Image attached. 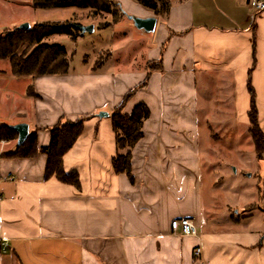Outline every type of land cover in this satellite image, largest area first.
<instances>
[{
  "label": "crops",
  "instance_id": "crops-1",
  "mask_svg": "<svg viewBox=\"0 0 264 264\" xmlns=\"http://www.w3.org/2000/svg\"><path fill=\"white\" fill-rule=\"evenodd\" d=\"M117 1L136 17H155L139 0ZM161 1L166 9L155 29L140 32L139 69L122 70L111 51L96 70L66 75L17 77L10 66L0 68V125L28 124L38 148L34 156L9 158L3 153L17 140H0V264H264L263 178L235 187L238 207L231 211L219 182L209 183L208 195L203 190L199 143L200 115L208 114L201 102L215 97L218 85L221 98H231V126L246 132L253 88L264 132V10L248 0ZM21 22L0 18V31ZM153 61L159 69L147 75ZM144 81L123 108H150L131 149V182L113 168L110 116ZM83 115V130L62 160L80 186L47 178V152L39 149L50 143L49 127ZM186 217L197 235L171 230L172 219Z\"/></svg>",
  "mask_w": 264,
  "mask_h": 264
},
{
  "label": "rangeland",
  "instance_id": "rangeland-1",
  "mask_svg": "<svg viewBox=\"0 0 264 264\" xmlns=\"http://www.w3.org/2000/svg\"><path fill=\"white\" fill-rule=\"evenodd\" d=\"M114 1L118 3L117 0ZM121 3L122 10L126 14L121 15L119 13L120 18L115 25H113L110 14L103 13L99 16L100 13L96 11L97 14L94 13L93 15V12L88 8L79 9L73 6L35 9L31 0H0V18L8 20L12 18L15 22L21 20V23L28 22L30 27L37 23L93 24L94 30L92 32H84L77 39H72L63 34H52L45 39V42L48 43L61 44L68 51L70 55L69 66L72 73L94 66L93 64L97 59L100 57L104 59L110 51L122 70L127 68L139 69L143 46L140 32L146 36H149V32L134 25L129 15H135L127 13L128 9L125 3L123 1ZM148 4L154 6V8L149 9L157 18L165 12L166 5L161 0H149ZM119 6L121 7V4ZM131 10L134 12L133 9ZM21 23H17L18 26ZM2 32L0 31V34ZM9 66L8 59H0V68L5 69ZM21 81L17 87L19 92H22L23 87ZM211 90V94L216 96L201 102V110H207L208 114L200 115L201 126H199L201 161L204 168V171L202 170L203 190L208 195L211 191L209 183L214 180L219 182L217 190L222 193V200L234 204L231 205L230 209L235 212L238 203L237 197L232 192L237 186L245 189L249 184H244L248 180L247 177L250 179L247 182L251 183L254 181L256 183L262 177L261 183H264V161L255 156L252 140L249 132L248 134L246 132V127L243 128V131H238L231 126L233 120L232 107L229 103L231 98H226V102L221 98L223 94L219 85ZM255 170L257 177L253 174ZM247 173L249 176L246 175ZM219 201L221 202V200Z\"/></svg>",
  "mask_w": 264,
  "mask_h": 264
},
{
  "label": "trees",
  "instance_id": "trees-1",
  "mask_svg": "<svg viewBox=\"0 0 264 264\" xmlns=\"http://www.w3.org/2000/svg\"><path fill=\"white\" fill-rule=\"evenodd\" d=\"M149 0H139L146 7H153L148 4ZM32 6L37 8H88L94 13L110 14L113 23H116L121 15L126 14L122 7L114 0H31ZM97 14V13H95ZM76 25V24H75ZM73 23H37L33 27L21 29L18 26L9 28L0 34V59H8L13 75L17 77H38L39 75H66L70 70V55L59 43H48L45 39L52 34L67 35L72 39L80 36V31ZM100 28V26H98ZM103 58L97 59L93 68L102 66ZM159 62L147 63V75L155 69H159ZM146 81L138 86L126 91L122 101L114 107L111 113V122L116 136L117 153L113 157V168L117 173H125L126 176L134 181L132 175V148L142 138V126L146 118L150 115V108L140 102L136 104L130 113H123V108L127 100L131 98L140 85H145ZM250 91V109L247 113L249 117V132L254 146L255 156L263 158L264 154V132L261 131L257 117L255 103V93L253 88L248 85ZM28 94L32 93V86L27 88ZM88 115L80 116L74 120H64L60 118L55 125L49 127L50 143L39 150L47 152V162L45 176H55L62 182L80 186L78 174L76 172L67 173L62 166L63 156L70 149L83 130L84 120ZM17 138V131L13 126L0 125V140H12ZM36 133L31 132L26 136V140L17 144L15 148L3 153L4 156L27 157L34 156L37 152Z\"/></svg>",
  "mask_w": 264,
  "mask_h": 264
},
{
  "label": "water",
  "instance_id": "water-1",
  "mask_svg": "<svg viewBox=\"0 0 264 264\" xmlns=\"http://www.w3.org/2000/svg\"><path fill=\"white\" fill-rule=\"evenodd\" d=\"M129 18L133 21L134 25L140 29H143L146 32H152L155 29L157 20L156 17L150 16V17H140V16H131L129 15ZM76 28L80 31V34H83L84 32H92L94 30V25H83V24H76ZM21 29H27L30 27V24L28 22H23L19 26ZM108 113L105 111H99L98 116H107ZM16 131H17V144H21L26 140V136L29 133V126L25 123H16L12 125ZM264 229V224H263Z\"/></svg>",
  "mask_w": 264,
  "mask_h": 264
},
{
  "label": "built area",
  "instance_id": "built-area-1",
  "mask_svg": "<svg viewBox=\"0 0 264 264\" xmlns=\"http://www.w3.org/2000/svg\"><path fill=\"white\" fill-rule=\"evenodd\" d=\"M249 6L254 11L264 10V0H248ZM264 159V157H263ZM171 230L174 233L181 234V235H197V227L193 219L186 217V218H174L171 222ZM8 247V241L4 240L2 242V249L5 250ZM201 253V248L195 247L194 255L198 256Z\"/></svg>",
  "mask_w": 264,
  "mask_h": 264
}]
</instances>
